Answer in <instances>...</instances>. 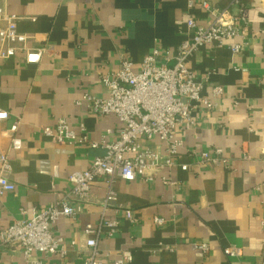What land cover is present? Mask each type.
Returning a JSON list of instances; mask_svg holds the SVG:
<instances>
[{
	"label": "crops",
	"instance_id": "obj_1",
	"mask_svg": "<svg viewBox=\"0 0 264 264\" xmlns=\"http://www.w3.org/2000/svg\"><path fill=\"white\" fill-rule=\"evenodd\" d=\"M203 1L235 12L246 8L233 40L244 49L231 53L207 43L191 59L204 83L202 94L211 96L215 85L224 92L212 109L200 107L194 128L176 133L182 141L177 165L162 174L177 185L117 177L116 199L105 205L108 183L96 179L92 201L77 217L61 216L52 227L65 243L75 244L65 255L35 254L42 264H85L86 224L112 219L120 223L117 231L102 235L97 245L104 264L125 249L133 252L129 264H264V0H0L6 13L19 18L27 46L45 48L37 63H28L22 52L0 56V109L9 113L0 120V153H8L16 185L1 198L0 230L61 201L70 189L69 175L89 168L104 152L89 143H56L42 127L65 118L76 131L83 124L90 141L116 140L118 117L94 114L83 95L105 98L102 76L125 58L137 68L155 48L169 52L166 64L173 66L188 37V15L208 23ZM13 136L21 138L20 149L11 147ZM147 144L164 151L157 138ZM215 147L224 149L227 163L201 162L202 152ZM230 246L241 255L228 256ZM0 264L27 263L20 251L0 246Z\"/></svg>",
	"mask_w": 264,
	"mask_h": 264
},
{
	"label": "built area",
	"instance_id": "obj_2",
	"mask_svg": "<svg viewBox=\"0 0 264 264\" xmlns=\"http://www.w3.org/2000/svg\"><path fill=\"white\" fill-rule=\"evenodd\" d=\"M202 7L209 15L208 23H198L193 15L187 18L188 37L179 45L174 65L168 66L166 61L172 57L169 52L155 48L136 68L134 62L125 58L119 68L102 76V82L108 91L105 98H98L89 93L83 95L94 114H114L121 122L118 137L114 141H90L85 134V126L80 125L76 131L69 126L65 118H60L54 126H44V135L56 143L86 144L92 148L103 149L89 168L72 172L68 177L70 189L61 201L50 203L35 211L29 219L15 220L0 230V246L13 247L21 252L27 264H42L35 258L37 253H60L65 255L68 245L64 239L56 236L52 227L61 216L77 217L83 206L92 201V183L96 179H104L108 190L104 204L116 199L113 180L117 177L126 181L138 179L154 181L161 179L171 186L177 185L169 175L162 174L177 165L176 156L182 141L176 139L178 131H185L196 126L198 111L201 106L208 110L215 106V99L223 92L222 85H215L211 96L202 94L204 83L197 79L191 67V59L201 47L213 43L219 48L226 47L231 53H239L244 44L233 41L240 35V25L246 21V8L238 12L230 8H218L208 1ZM0 19L5 26L0 29V56L8 58L22 52L28 63L40 61L44 47L27 46L28 36L18 29V17L6 13L0 7ZM233 41L229 43V41ZM9 117L8 111L0 109V120ZM19 121L14 122L9 131L13 134L18 130ZM157 138L164 146V151L154 149L147 141ZM11 147L20 149L22 140L12 137ZM201 162L213 164L227 163L224 149L215 147L201 154ZM188 164L182 168L187 169ZM11 160L8 153H0V209L1 198L15 191L16 185L10 179ZM126 218L131 219L130 210L125 211ZM161 224L163 219L156 218ZM117 219L88 223L84 233L87 255L85 264H104L106 257L100 255L98 240L102 235H113L118 227ZM264 225V221H263ZM204 250L206 244H201ZM228 256L241 255V249L230 246L225 249ZM133 260V252L122 250L119 257L111 264H129Z\"/></svg>",
	"mask_w": 264,
	"mask_h": 264
}]
</instances>
